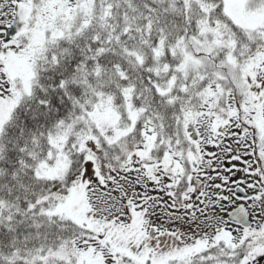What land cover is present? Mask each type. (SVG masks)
Here are the masks:
<instances>
[{"label":"snow or ice","instance_id":"snow-or-ice-1","mask_svg":"<svg viewBox=\"0 0 264 264\" xmlns=\"http://www.w3.org/2000/svg\"><path fill=\"white\" fill-rule=\"evenodd\" d=\"M0 264H264V0H0Z\"/></svg>","mask_w":264,"mask_h":264}]
</instances>
